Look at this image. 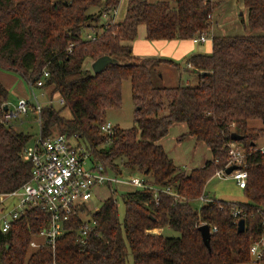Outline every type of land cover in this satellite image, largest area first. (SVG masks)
Segmentation results:
<instances>
[{
	"label": "trees",
	"instance_id": "trees-1",
	"mask_svg": "<svg viewBox=\"0 0 264 264\" xmlns=\"http://www.w3.org/2000/svg\"><path fill=\"white\" fill-rule=\"evenodd\" d=\"M220 1L129 0L122 22L100 24L102 14L117 9L120 0H0V68L28 83L49 72L45 87L50 97L41 114L44 136L77 135L92 158L116 173L138 171L152 186L121 194L123 219L114 193L88 211L97 226L85 238L79 231L83 219L73 216L55 248L30 245L50 224L51 215L29 209L7 232L0 226V264H128L130 257V264L253 261L251 247L264 239V154L253 150L264 137V0H243L248 33L212 36L211 53L192 54L182 64L141 58L131 44L140 24L149 40L192 39L204 32L210 37ZM93 7L97 10L90 11ZM87 27L93 30L90 37ZM102 55L116 62L95 74L92 63ZM165 63L188 69L197 82L158 85ZM125 79L132 84L136 124L103 132L107 111L122 105ZM56 94L64 99L61 108L54 106ZM6 104L9 89L0 81V195L21 188L32 173L22 151L34 138L7 118L12 110ZM65 109L70 117L63 115ZM31 110L36 112L33 106ZM250 120H261L263 126H250ZM177 122L188 126L180 140L195 136L212 151L210 160L190 172L160 143ZM232 132L244 136L241 146L247 151L245 199L210 198L196 207V200L207 197V182L229 162L230 144L237 142ZM242 217L246 229L238 232ZM202 224L211 227V248L203 241ZM165 227L180 234L155 232ZM259 262L264 264V255Z\"/></svg>",
	"mask_w": 264,
	"mask_h": 264
},
{
	"label": "built area",
	"instance_id": "built-area-1",
	"mask_svg": "<svg viewBox=\"0 0 264 264\" xmlns=\"http://www.w3.org/2000/svg\"><path fill=\"white\" fill-rule=\"evenodd\" d=\"M117 9L104 12L102 17L106 21L115 22ZM93 38L95 37L93 36ZM208 38V34L204 32L193 37L192 40L195 43H204ZM189 66L191 65L189 64ZM48 76L49 72L44 71L38 81L29 82L30 98L19 99L16 106V113L19 114L28 113L33 106L40 124L39 134L22 151L24 160L32 164L30 179L21 188L0 195V226L4 232H7L12 224L22 218L29 209L37 208L50 213V224L41 229L38 239L31 241L30 245L34 248L45 244L55 248L59 238L68 230L71 218L77 215L82 218L81 214L92 210L89 203L97 187L108 186L110 190L115 185L118 187L127 185L134 188L152 187L145 178L116 173L96 159L92 166L88 167L87 159L92 157V154L80 143L77 135L55 133L44 136L41 128L44 104L40 101L37 89L42 90L43 96L47 94L45 78ZM59 101L62 105L64 104L63 98L59 97ZM15 115V112L11 111L6 116L10 118ZM114 128V125L109 121L102 125L103 132L110 133ZM253 150L264 154V143L258 144ZM229 157L225 168L219 170L217 174L227 176L225 170L228 166L239 165L240 167L234 170L230 177L243 189L247 186L249 178L246 168L247 151L243 146L234 142L230 144ZM154 189L158 192L157 188ZM165 190L171 192L169 188ZM10 198H14L15 201L5 204ZM201 199L211 200L207 197H201ZM238 213L239 211L235 216ZM96 226L95 220L91 217L86 218L82 220L79 231L85 238L96 230ZM263 247L264 239L253 244L251 247L252 258L261 260L264 255Z\"/></svg>",
	"mask_w": 264,
	"mask_h": 264
},
{
	"label": "rangeland",
	"instance_id": "rangeland-1",
	"mask_svg": "<svg viewBox=\"0 0 264 264\" xmlns=\"http://www.w3.org/2000/svg\"><path fill=\"white\" fill-rule=\"evenodd\" d=\"M152 2H156V1H160V0H150ZM127 9H128V0H121L119 7H118V12L116 14V20L117 21H122L125 19L126 14H127ZM97 8H91L90 11H96ZM242 9L239 11V14L241 15L242 13ZM242 17V15H241ZM244 17V15H243ZM242 17V18H243ZM240 18V16H239ZM106 21V19L104 17L101 18L100 20V24H103ZM93 33V30L90 27H87L85 29V34L87 37H90ZM248 33V31L246 32ZM146 34V36H145ZM141 37H144L149 40L147 38V29L146 26L144 24H140L138 27V33H137V38H136V42H131L132 46H133V50L134 52H139L140 50H142L143 48V43L145 42L144 40L140 39ZM138 41V42H137ZM149 41H153V40H149ZM158 45L160 47H162L161 44H155ZM159 50L161 48H158ZM179 49H181V47L179 46H170L167 48L168 51H170L172 53V55L168 56L165 54H157L162 56L163 58H171V59H176V61L178 62V58L175 56L177 55ZM140 56L141 58L144 57H149L151 56L149 55H143L141 53H137V56ZM154 56V55H153ZM184 59L180 60V62H182ZM0 70L5 71V72H9L15 76H17L23 83H24V87L22 88V90L20 91H12L9 89V106L10 109L15 112L17 110L16 106L17 103L19 101V99L21 98H30V92H29V86H28V82L22 77L20 76L18 73L12 72V71H7V70H3L0 68ZM160 70H161V77L157 79V83L160 86H177V85H184L187 84L188 79H191V83L194 84L197 82V77L196 75H193L188 69H184V67L182 69H179L175 66H172L170 64H162L160 66ZM37 93L39 95L40 101L43 104H46L49 100V93L50 90L47 89V94L45 96L42 95V90L41 89H37ZM53 103L54 106L56 108H61L62 104L59 101V96L56 94L53 97ZM135 110H136V104L133 98V92H132V84H131V80L130 79H125L123 82V87H122V105L119 108H113L107 111V120L109 122H111L113 125H118L122 128H131L133 126H135ZM63 115L66 117H70L71 113L68 109H65L63 111ZM11 121L13 122L14 126L21 131H24L26 133H30L33 137H36L39 134L40 131V124L38 121V115L35 111L31 110L28 113H18V115H15L14 118L10 117ZM250 126H263V122L261 120H250L249 121ZM180 127V126H179ZM179 127H176L175 129L172 128V131L170 134H168L167 138H169L170 141H168L167 139V145H168V149L170 150V152L176 153L177 155V163L179 164V166H181L182 168L186 169L187 171H189L193 166L198 165L196 162L192 161V156H197L198 153H204L206 156L207 154H209L208 151H206L205 146L204 147H195L194 143L192 141V139L190 138H186L181 142V141H177V137L180 135L182 136V131L180 130ZM171 138L173 140H171ZM183 139V138H182ZM173 141V143H172ZM178 143H181V145H177ZM172 143V144H171ZM238 145H242V140L241 141H237L235 142ZM264 143V138H260L258 140V144L262 145ZM204 145V144H203ZM95 158H88L87 159V166L91 167L93 164ZM218 173V172H217ZM136 175L138 177H143L144 176L138 172V171H131L130 173L126 172V175ZM134 187L132 186H113L112 190H110V188L108 186H101V187H97L94 193V196L92 197L90 203H89V207L92 210H96L98 209L101 204L107 199L109 198L113 193L114 197L117 200L118 203V208H119V216L121 219L124 218V212H125V206L124 203L121 199V194L123 192L129 191L131 189H133ZM115 190H118L115 192ZM205 194L207 195V198H216V199H222V200H228L231 197H235L236 199L239 200H244V193H243V189L240 188L236 181L234 179H232L230 177V175L227 176H219L218 174H216L215 176H213L206 184L205 186ZM206 198V197H205ZM15 201L14 198H10L8 201H6L5 204L9 203V202H13ZM206 201L202 200V199H198L194 202V205L196 207H200L202 204H204ZM88 212V211H87ZM84 212L82 215L83 219L86 218H90V214ZM161 233H163L166 236H178L180 233L179 231L171 228V227H165L163 229H161ZM132 261V257L129 258V263ZM260 260H256L253 258V261L251 262H245V263H239V264H260L259 262Z\"/></svg>",
	"mask_w": 264,
	"mask_h": 264
},
{
	"label": "crops",
	"instance_id": "crops-1",
	"mask_svg": "<svg viewBox=\"0 0 264 264\" xmlns=\"http://www.w3.org/2000/svg\"><path fill=\"white\" fill-rule=\"evenodd\" d=\"M128 6H129V0H128ZM241 9L243 10L241 13L242 17L244 15V18L247 19L248 10H247V7H245V5H244L243 0H221L219 5L216 7V9L213 13V16H212V26H211V32H210L211 36L204 43H195V42H193L192 39L149 41L145 37H144V39H143V37H141V38L139 37L140 39L145 41L143 43V48L139 52H134V50H133V52L135 55H137V53H141L143 55H149L150 54L151 56L154 55L155 57L163 58L162 56H160L161 54H165L168 56L172 55V53L167 50L168 47L179 46V47H181V49H179L177 55H175V56L178 58V62H180L179 59L180 60L184 59L181 62V64L183 62L185 63L186 58H188L192 54L211 53L212 48H213L212 36H216V35L217 36L240 35V34H244L248 31L244 25L243 18L239 14V11ZM117 11H118V9H117ZM239 16H240V18H239ZM122 21H117L115 18V22H122ZM145 36H146V34H145ZM135 42H136V40L134 41V43ZM155 44H161L162 47L155 45ZM158 48H161V49L159 50ZM158 53L160 55H157ZM167 59H171V58H167ZM171 60L176 61V59H171ZM0 81L8 89H10L12 91H20L24 87V83L17 76H15L9 72L2 71V70H0ZM190 82H191V79H188L187 83H190ZM176 127L180 128V130L182 131V134H185L188 131V126L186 123L177 122L171 126L168 134L171 133L172 128L175 129ZM168 134L160 140V143L164 146L166 152L174 160V162L177 165H179L177 163L176 153L172 154L170 152V150L168 149L167 139H168V141H170L169 138H167ZM180 137H181L180 135L177 137V141L182 142L185 139V137L190 138V139H192L195 147H199V146L204 147L205 146L206 151L209 152V154H207V156L203 152L198 153L197 156H192L191 157L192 161L196 162L198 165L193 166L188 172H190L194 168H198V167L203 166L208 160H210L212 158V151L205 142L198 141L196 139V137L192 136V135H186L182 140H180ZM171 140H173V139L171 138ZM172 143H173V141H172ZM177 145L180 146L181 143L177 142ZM228 200L233 201V200H239V199H236L235 197H231ZM161 231H162L161 229L155 230V232H157V233H161Z\"/></svg>",
	"mask_w": 264,
	"mask_h": 264
},
{
	"label": "water",
	"instance_id": "water-1",
	"mask_svg": "<svg viewBox=\"0 0 264 264\" xmlns=\"http://www.w3.org/2000/svg\"><path fill=\"white\" fill-rule=\"evenodd\" d=\"M116 59L114 57H111L110 55H102L98 57L93 63H92V69L95 74L101 73L103 70L107 68L112 63H115ZM5 109H9V104L5 105ZM231 138L234 141H241L244 139V136L237 133V132H232L231 133ZM240 166L237 164H232L228 166L225 170L227 175H230L234 170L238 169ZM246 229V221L245 218H240L238 221V232H244ZM199 230L201 231L203 241L205 245L208 248H211V227L209 224H202L199 227Z\"/></svg>",
	"mask_w": 264,
	"mask_h": 264
}]
</instances>
